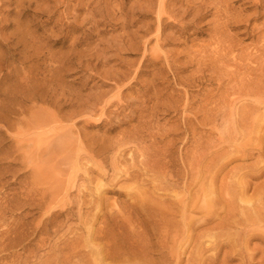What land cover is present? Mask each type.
I'll return each instance as SVG.
<instances>
[{
    "label": "rangeland",
    "instance_id": "1",
    "mask_svg": "<svg viewBox=\"0 0 264 264\" xmlns=\"http://www.w3.org/2000/svg\"><path fill=\"white\" fill-rule=\"evenodd\" d=\"M252 105L262 117L264 0H0V264H116L137 247L166 261L183 203H227L224 180L246 177L239 205L262 216L264 154L209 181ZM245 228L211 231L182 264H264V223Z\"/></svg>",
    "mask_w": 264,
    "mask_h": 264
},
{
    "label": "bare ground",
    "instance_id": "2",
    "mask_svg": "<svg viewBox=\"0 0 264 264\" xmlns=\"http://www.w3.org/2000/svg\"><path fill=\"white\" fill-rule=\"evenodd\" d=\"M250 93V92H249ZM238 98V97H237ZM259 99V98H258ZM248 108H251V109H248ZM244 109V112L241 113V117H242V120H240L238 124H242L240 127L242 128V133H243V140L241 139V145L238 146V147H234L233 148V152H231V156H229V154H227V152L222 155L221 159L219 158V161L216 162V174H215V177L212 175L213 180L211 182L210 181V184H216V179L217 176L220 174L221 171H223L225 169V167H227V165H229V163H232L231 161V158H234V159H237V156L236 155H246L249 153L256 151L258 152L260 155L264 154V115L259 116L257 119H252L250 117V110H253L255 109V107L252 105V107L250 106H246V110L245 108ZM232 111V110H231ZM256 111V110H255ZM254 112V111H253ZM240 113V112H239ZM238 113V114H239ZM240 115V114H239ZM238 115V116H239ZM242 121V123H241ZM237 122V121H235ZM233 126V125H232ZM237 126V124L235 125ZM239 127V126H237ZM229 129V128H228ZM238 129V128H237ZM233 130V129H232ZM235 130V129H234ZM241 130V129H240ZM241 133V132H240ZM242 137V135H241ZM238 140V139H237ZM233 141V140H232ZM235 144H236V140H235ZM237 146V145H236ZM248 148V149H247ZM247 150H251V152H248ZM221 151V150H220ZM228 151V150H227ZM248 152V153H247ZM196 153V152H195ZM217 154V153H216ZM250 154V155H252ZM241 156V155H240ZM243 157V156H241ZM264 157V156H263ZM72 160V159H71ZM211 162V161H210ZM218 162H222L221 164ZM207 165V164H206ZM213 165V164H212ZM219 166V167H218ZM201 167V166H199ZM212 167V166H211ZM213 168V167H212ZM212 170H215V169H212ZM260 171H262V173L264 172V166L262 165V167L260 168ZM193 172V171H191ZM213 172V171H212ZM224 172V171H223ZM214 173V172H213ZM210 174H212L210 172ZM231 174V173H230ZM229 174V175H230ZM233 174V172H232ZM231 174V175H232ZM237 174V173H236ZM234 174V175H236ZM206 175V174H205ZM230 175V176H231ZM246 175V174H245ZM211 176V175H210ZM210 176H208L210 178ZM230 176H226V177H230ZM233 176V175H232ZM237 176V175H236ZM250 176V175H249ZM207 177V176H206ZM223 177V176H222ZM225 177V179H226ZM239 176H237L238 178ZM241 177V175H240ZM245 177V176H244ZM252 178V176H250ZM234 178V177H233ZM246 178V177H245ZM245 178H242L240 179V182L238 183H241L244 185L243 188H239V184H236L235 182L233 184H227L226 181L224 183V181H222V184H221V189L222 191L225 190V193L227 195V198H229L228 202L227 203H224L220 200V198L222 196H219L218 198H215L213 200H206V198L204 200H199V198H195V200H193L191 202V204H187L185 202L183 203V211L180 210L179 212H181L182 214V220H180V222L183 224L181 226V224H179V226L181 227H184V232L181 234L180 232H177L176 234H173V235H168V234H165L164 232V237L162 238V241H163V244L171 241V242H174V243H177V248L176 245L174 248H171L170 250H167V253H168V257L166 261H163L164 258H162V261H160V263H154V260L150 257V254L147 253V250H145V248H141V249H138L136 248L135 249H128L127 251H122L120 250L121 248L119 246L115 247L116 249H118V247L120 248L119 250H116V251H113L112 254H110L109 258H111L116 264H164V263H170V264H182L184 261V257L187 256V254L189 253V255H192L194 249L196 247H193V249L191 250L192 248V244L194 242H197L199 240H204V237H209L210 236V232L213 231L216 232L218 230H223L225 228H229V227H253L254 226H260L262 223H264V220L262 219V216L264 215L262 213V216H261V211L258 209L255 208H251L249 209L248 207H246L244 205V207H241L239 205V201H242L243 199H245V197L247 196V194L249 193V190L250 188L252 187V183L248 182L246 183V179ZM254 178V177H253ZM256 178V177H255ZM113 179V178H112ZM206 179V178H204ZM212 179V178H211ZM229 179V178H228ZM245 179V181H244ZM206 179V181H208ZM205 181V180H204ZM205 181V182H206ZM232 183V182H231ZM208 184V183H207ZM72 185V184H71ZM234 186V188L232 186ZM215 187V186H214ZM239 189H238V188ZM204 188V187H202ZM206 188V187H205ZM217 188V186L215 187ZM213 189V188H211ZM220 189V188H219ZM216 190V189H215ZM218 190V189H217ZM212 191V190H211ZM219 191V190H218ZM217 191V192H218ZM216 192V193H217ZM204 193V192H203ZM215 193V194H216ZM258 193V192H257ZM210 194V192H209ZM264 194V192L262 193ZM205 195H208V193ZM224 195V194H223ZM261 195V194H260ZM204 197V195H202ZM211 196V194H210ZM216 196V195H215ZM262 196V195H261ZM260 196V197H261ZM210 198V197H209ZM214 198V197H213ZM262 198V197H261ZM226 199V198H224ZM246 200V199H245ZM263 200V198L261 199ZM226 202V200H225ZM182 204V202H181ZM263 204V203H262ZM221 205H225V206H221ZM242 205V204H241ZM258 205V204H257ZM256 205V206H257ZM221 206V207H220ZM156 208V207H155ZM248 208V209H247ZM180 209H182L180 207ZM247 209V211H246ZM222 212H225L226 213V218H222L220 217V215H222L221 213ZM236 212L240 213L241 215H247V218L246 220L244 219L243 221H233L232 220V217L235 216ZM180 214V215H181ZM168 217L169 214H166L165 212V215ZM156 216V215H155ZM240 216V215H239ZM224 217V216H223ZM173 218V217H172ZM172 218H168L169 221L165 222V223H170L172 221H170V219ZM234 218V217H233ZM239 218V217H237ZM174 219V218H173ZM176 220V219H175ZM241 220V219H240ZM164 221V220H163ZM176 223L178 221H175ZM179 222V223H180ZM171 224V223H170ZM170 224H166L165 225V229H168L169 228V225ZM173 224V223H172ZM174 225V224H173ZM209 225H213L211 227V229H209V233H207V231L205 233H200L198 235H195L192 233V231L196 230L197 227H201V226H209ZM172 226V225H171ZM161 227V225H160ZM174 227V226H173ZM181 227L179 229H181ZM163 228V227H162ZM177 228L176 226L174 227V229ZM245 228V229H246ZM132 229V228H131ZM183 229V228H182ZM200 229V228H199ZM198 229V230H199ZM243 230V229H242ZM180 231V230H178ZM207 233V234H206ZM219 233V232H218ZM221 235V233H220ZM211 237H212V234H211ZM210 237V238H211ZM216 237V236H214ZM223 237V236H222ZM233 239V237H230V239ZM135 240V239H134ZM213 240V239H212ZM216 239H214L215 241ZM227 241V240H226ZM137 242V240H136ZM213 242V241H212ZM217 242H218V239H217ZM235 242V241H234ZM238 242V241H237ZM143 243V242H142ZM141 243V245H142ZM135 244V243H134ZM139 244V243H138ZM162 244V245H163ZM197 243H195L196 245ZM225 245L226 243H223V242H219L216 244V246H219L221 247L222 245ZM236 244V243H235ZM132 245V244H131ZM137 245V243L135 244ZM144 245V244H143ZM169 245V244H168ZM223 245V246H224ZM147 246V245H146ZM164 246V245H163ZM194 246V245H193ZM207 246V245H206ZM211 246V245H210ZM213 246V244H212ZM211 246V247H212ZM237 246V245H236ZM94 247V246H93ZM140 247V245H139ZM143 247V246H142ZM123 248V247H122ZM190 248V249H189ZM147 249V248H146ZM166 248L162 249L161 253L160 254H163L164 250ZM215 249V248H214ZM234 249V248H233ZM125 250V249H123ZM191 250V251H189ZM197 250V249H196ZM195 250V251H196ZM100 251H102L100 249ZM154 251V250H153ZM194 251V253H195ZM202 249L200 251H198V254L199 252H201ZM94 254V253H93ZM97 254V252L95 253ZM94 254V255H95ZM102 254V253H101ZM109 254V253H108ZM240 255V254H239ZM96 256V255H95ZM107 256V255H106ZM100 257V256H99ZM191 257V256H190ZM189 257V259H190ZM97 258V257H96ZM156 258V257H155ZM100 259V258H99ZM97 258L96 260V263L95 264H103V261L104 260H100ZM106 259V258H105ZM194 261V260H193ZM106 263V262H105ZM188 264H191L193 263L192 260H188L187 262ZM196 263V261H195ZM108 264V263H107Z\"/></svg>",
    "mask_w": 264,
    "mask_h": 264
}]
</instances>
